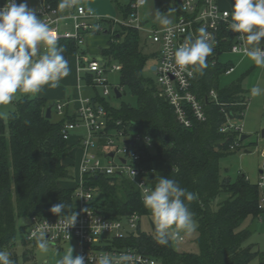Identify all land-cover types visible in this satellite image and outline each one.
I'll use <instances>...</instances> for the list:
<instances>
[{"label": "trees", "instance_id": "obj_1", "mask_svg": "<svg viewBox=\"0 0 264 264\" xmlns=\"http://www.w3.org/2000/svg\"><path fill=\"white\" fill-rule=\"evenodd\" d=\"M48 1L57 7L58 0ZM114 1L127 17L137 0ZM102 24L103 33L110 34V40L101 56L121 66L118 87L123 95L129 90L136 97L137 105L124 103L120 109H112L98 89L93 99L109 111L110 127L121 126L130 133L152 137L154 148L139 143L132 148L141 153L140 164L154 170L149 176L155 186L161 177H167L196 195L189 209L198 222L200 251H177L174 238L161 245L152 229L148 232L140 227L136 232L115 239L113 245L137 248L158 264H264L263 252L245 246L250 234L248 227L262 212L258 206L259 187L243 173L236 178L223 175L220 165L224 156L235 151L231 145L238 140L240 144L243 142L238 132H222L221 128L227 124L226 112L236 122L243 119L250 96L244 83L250 71L221 86V76L234 63L215 59L228 51L229 45L222 43L221 47L213 49L206 66L197 68L193 85L194 93L204 104L207 119L192 118V126L187 127L179 121L172 105L160 96L156 80L145 74L149 64L154 65L158 53L147 51L149 41L142 32L115 26L111 19L102 20ZM57 46L63 47L66 60L79 50L72 39L62 38ZM86 79L90 82V76L86 75ZM213 89L219 102L210 94ZM12 103L15 108L8 119L0 115V251L7 252L15 246L19 220L80 214L77 185L65 186L62 182L73 177L71 166H74L65 162L73 159L74 145L64 138L63 129L67 122L76 120L77 115L67 109L60 120L49 119L46 111L48 107L53 109V105L41 97L23 96ZM117 121L122 124L116 126ZM85 181L101 197L95 196L87 207L96 209L105 218L126 219L134 213L151 216L143 205L140 189L127 176L94 174L85 176ZM222 195L225 198L217 202ZM60 202L65 204L64 213L61 216L51 213V206ZM27 226L23 225L20 230ZM10 258L17 264V255Z\"/></svg>", "mask_w": 264, "mask_h": 264}, {"label": "built area", "instance_id": "obj_2", "mask_svg": "<svg viewBox=\"0 0 264 264\" xmlns=\"http://www.w3.org/2000/svg\"><path fill=\"white\" fill-rule=\"evenodd\" d=\"M4 2L5 0H0V5H3ZM17 2L19 3L21 0H17ZM27 3L30 8L36 11L38 18L46 22L54 31L57 42L62 38L72 39L79 48L86 44L87 35L105 30L102 20H112L111 17L96 14L94 10L82 4L73 3L74 11L70 15L73 30H66L62 28L63 23L58 15V8L48 0H27ZM144 4L145 0L134 2L132 12L122 20L113 19L114 25L136 28L147 36V41L156 46L154 51L158 53L159 62L154 65L157 66L155 73L159 94L172 105L179 121L187 127L192 126V118L206 121L207 113L204 104L193 91L198 67L189 66L186 70H179L174 66L171 53L189 36L195 38L199 35L198 29L203 27L215 40L213 49L221 47L223 43L230 46L228 51L245 57V44L241 40L240 34L227 27L231 18V10L222 8L219 0H178L180 13L177 20L165 27H154L146 25L140 17L139 10ZM225 12L229 13L228 17L223 15ZM65 25H68V22ZM215 59L219 60V55ZM120 70L119 64L110 63L102 56L93 57L85 52L79 53V71L90 76L92 86L103 88L105 97L114 93V88L110 87L108 75ZM189 71L191 75L188 74ZM235 71L236 65L233 64L225 74L230 75ZM210 94L219 102L214 89ZM67 107L66 101H58L55 106L57 115L64 117ZM75 114L77 119L66 123L63 136L66 140H70L75 131L81 130V133L78 134V142H80L84 154L79 167L80 178L76 190L80 214L77 215L74 225L69 226L67 230L65 220L71 217L39 218L34 216L30 218L26 228V239L36 241L32 233L43 231L45 239L50 244L56 245L73 240L77 244L79 255L85 258V264H102L105 257L111 261V264H158L156 259L137 248H119L113 245L115 239L123 238L124 235L139 229L142 215L134 213L126 219L105 218L96 209L87 207L94 201L97 192L93 187L87 186L85 181V176L94 174L127 176L136 183L142 196L145 189H154L155 184L149 176L154 170L140 164L141 153L132 148L134 145L128 143V140H134L135 145L146 144L152 149L154 148L152 137L128 132L120 126L121 121L116 122V126H120V128L110 127L109 111L93 97L83 99L82 105ZM225 114L227 124L221 128V131H236L241 139L244 134L243 126L233 120L229 112ZM245 114L246 112L243 113V116ZM100 147L107 149L106 156L109 157L107 163L103 162L98 153ZM238 147H240L239 140L231 145L232 150H236ZM110 153H113V156H110ZM262 155L264 156V151H262ZM257 185L260 190L258 206L262 211L258 222L264 223V162L259 170ZM174 239L184 241L185 237L180 234ZM122 257L124 259H121Z\"/></svg>", "mask_w": 264, "mask_h": 264}, {"label": "clouds", "instance_id": "obj_3", "mask_svg": "<svg viewBox=\"0 0 264 264\" xmlns=\"http://www.w3.org/2000/svg\"><path fill=\"white\" fill-rule=\"evenodd\" d=\"M74 0H61L60 9L71 7ZM229 16L228 12L223 14ZM227 27L239 33L244 42V55L258 67L264 68V0H234ZM164 25L170 24L167 17H160ZM199 35L189 36L183 44L171 53L174 66L183 71L189 66L204 67L212 54L215 40L203 27ZM57 36L49 25L38 18L27 0H5L0 5V106L12 103L16 95L35 96L47 85L59 86L60 80L68 74V61L63 55V47L57 46ZM191 75V72H188ZM259 87L251 89L252 96L261 94ZM110 171V170H109ZM197 197L187 189L167 177H161L155 188L144 190L143 205L151 212L157 234V242L166 245L169 239L181 233L191 234L197 228L189 204ZM63 202L53 204L51 213L61 216ZM77 215L66 218L65 228L74 225ZM36 246L47 253L49 243L43 231L33 232ZM74 249L57 259L56 264H85L82 255L73 256ZM121 259H124L123 257ZM0 264H14L7 251H0ZM102 264H111L105 257Z\"/></svg>", "mask_w": 264, "mask_h": 264}, {"label": "rangeland", "instance_id": "obj_4", "mask_svg": "<svg viewBox=\"0 0 264 264\" xmlns=\"http://www.w3.org/2000/svg\"><path fill=\"white\" fill-rule=\"evenodd\" d=\"M82 5L96 11L99 13H108L113 11L110 17L113 19H124V15L120 9V6L114 0H79ZM122 3H125L126 0H121ZM146 6L141 7L140 17L142 21L148 26H156L161 27L164 26L160 22V17H167L169 21L175 17V6L177 5V0H145ZM166 7H169V11L166 10ZM96 9V10H95ZM114 15V16H113ZM106 16V15H104ZM109 17V16H108ZM144 39L147 40V36L142 33ZM110 40V34L108 33H100L96 35H91L89 39L90 52L94 57L101 56V50L105 48ZM147 51L153 50L156 48L150 42L146 44ZM105 59V58H104ZM219 60L221 62L232 61L235 65H237L238 69L236 72L230 75L224 74L221 76L220 85L225 86L229 83L238 79L242 74L250 71L249 75L245 80V87L250 90L249 96V104L246 110V114L243 119L237 120L239 124H241L244 128V133L249 134L250 137L244 140L240 147H238L232 154L224 156L221 161V171L223 175L230 176L232 178H236L238 174H245L252 183H257L259 181V170L264 162V156L262 155V151H264V138L262 137V129L264 127V68L258 67L251 59L248 57H244L242 55H236L230 51H225L219 54ZM159 62V58H156L153 63L157 64ZM152 65L149 64L147 67L145 74L148 77L156 80V73L152 70ZM110 87L113 89L119 85V72L114 71L109 75ZM61 84V83H60ZM68 93H73L76 90V85L72 84H64ZM81 87H83L84 93L86 94V90H89L86 86L85 81L81 82ZM253 87H259L262 91L259 96H252L251 89ZM100 94L103 95V88H97ZM90 91V90H89ZM22 96H27L24 94H17L14 99H18ZM58 101H65V98H54L49 99V104L53 105L55 108L56 103ZM105 101L112 109H120L121 106L126 103L131 106L137 105L136 97L129 91L125 90V94L117 98L114 93L105 97ZM15 106L13 103H10L6 106H0V115L7 120L9 114L12 110H14ZM54 120H60V116L56 113L53 115ZM81 131V130H78ZM78 133V132H77ZM107 149L105 147H100L98 149V153L102 158L104 163H107L109 157L106 156ZM80 155V154H79ZM66 162V160H65ZM74 166H71L72 170V178L62 180L63 185L65 186H76L77 174L76 169L79 166L77 160L73 163ZM77 165V166H76ZM97 194V193H96ZM97 199L101 197L96 195ZM225 198V195H222L217 202H221ZM247 220L245 223H247ZM151 222H153L152 216H142L140 220V228L142 231H150L152 229ZM29 220L21 219L18 222L19 231L17 233V237L15 240V246L12 250H9L10 255H17L18 260L17 264H44V262H48L49 264H53L56 261L53 260L55 258L54 251H57V259L63 256L67 249L72 247L74 249L73 256L79 255L78 248L75 245V241L70 240L67 242H63L60 244H50L49 250L47 253H42L38 250L35 241H28L26 239V229L20 230L23 225H27ZM197 228H198V222ZM128 224H126L127 226ZM129 227V225H128ZM197 228L191 234H183L185 237L184 241L175 240L174 247L177 251L180 252H193L199 253L200 248L197 243L198 231ZM27 240V241H26ZM26 241V243H25ZM245 246H252L254 250L260 251L264 253V223L258 222L256 231L250 232L247 240L245 241ZM53 262H52V260Z\"/></svg>", "mask_w": 264, "mask_h": 264}, {"label": "crops", "instance_id": "obj_5", "mask_svg": "<svg viewBox=\"0 0 264 264\" xmlns=\"http://www.w3.org/2000/svg\"><path fill=\"white\" fill-rule=\"evenodd\" d=\"M60 2H61V0H58L57 8H58V15H59V17L63 23L62 28L66 29V30H73V23L70 19V15L72 14V12L74 10H73L72 6L65 8V9H60L59 8ZM233 2H234V0H219L221 7L224 9H228V10H232ZM74 3L82 4L79 0H74ZM146 4L147 3H145L142 7L146 6ZM169 9H170L169 7H166L167 11H169ZM112 12L113 11L104 14V13L97 12V10L95 11V13L98 15H101V16L106 15L109 17L113 14ZM110 13H112V14H110ZM178 15H179V8H178V0H177V5L175 6V17L172 19V21H170V24L174 23L177 20ZM67 22H68V25H65V23H67ZM145 23H147V22L145 21ZM170 24H168V25H170ZM165 26H167V25H164L161 27H165ZM154 27H156V26H154ZM91 35H96V34L87 35L86 44L84 46L80 47L76 53L68 55V57H67L68 74L60 80L59 86L56 88H51V87L45 85L38 94H36L35 96H30V97H41V98L48 100V102H49V99L65 98V101L68 103V107H67L68 111L71 113H76L78 108L82 105L83 99L95 96L97 88H95L94 86L91 85L90 82H88V80L86 79L85 73H83V72L81 73L79 71V53L85 52V53H88L92 56V54L90 52V46H89V39H90ZM262 44H264V38H262ZM101 52H102V50H101ZM237 69H238V67L236 65V71H237ZM82 81H85L86 86L90 90V91L86 90V94L84 93V90L86 88L83 89V87H81ZM72 83L74 85H76V90L73 93H68L64 84L67 85V84H72ZM248 104H249V102H248ZM55 113H56V110H55V108H53V115ZM263 129H264V127H263ZM80 133H81V131H75L74 136L71 137V139L69 140L70 145H74V148L72 149V152H71L73 159H71V158L66 159V163H74L75 159H76L78 164H79V166L76 165L77 166V169H76V174H77L76 185H77L78 179L80 178L79 167H80V163L82 161L83 154H84L83 148H82L80 142H78V140H79L78 134H80ZM35 243H36V241H35ZM75 245L77 246L76 243H75ZM54 253H55V256H54L55 258H53V260L57 261V251H54ZM53 260H52V262H53ZM44 264H49V263L46 261V262H44ZM53 264H56V262L55 263L53 262Z\"/></svg>", "mask_w": 264, "mask_h": 264}, {"label": "water", "instance_id": "obj_6", "mask_svg": "<svg viewBox=\"0 0 264 264\" xmlns=\"http://www.w3.org/2000/svg\"><path fill=\"white\" fill-rule=\"evenodd\" d=\"M156 69H157V66L153 65L152 66V70L155 71ZM114 94L116 95L117 98H120V97L123 96V93H122L121 89L118 86L114 88ZM46 117L49 118V119H51L53 117V109H52V107H48L47 108ZM249 137H250L249 134H243L241 136V141H244V140L248 139ZM262 137H264V129L262 130ZM128 143H130L131 145H135V141L134 140H128ZM110 156H113V153H110ZM123 161L125 162L124 159H123ZM257 224H258V220H257V218H255L252 221V223L250 224V226L248 227V230L250 232L256 231ZM151 226H152V231L154 232L155 235H157L156 231H155L154 222H151Z\"/></svg>", "mask_w": 264, "mask_h": 264}]
</instances>
